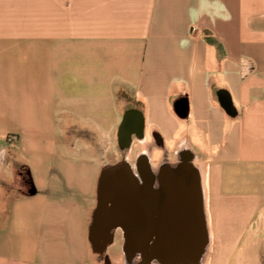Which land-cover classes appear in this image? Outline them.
<instances>
[{
	"label": "crops",
	"instance_id": "obj_1",
	"mask_svg": "<svg viewBox=\"0 0 264 264\" xmlns=\"http://www.w3.org/2000/svg\"><path fill=\"white\" fill-rule=\"evenodd\" d=\"M185 148L203 264H264V0H0V264L126 261L121 229L95 249L103 170Z\"/></svg>",
	"mask_w": 264,
	"mask_h": 264
},
{
	"label": "water",
	"instance_id": "obj_2",
	"mask_svg": "<svg viewBox=\"0 0 264 264\" xmlns=\"http://www.w3.org/2000/svg\"><path fill=\"white\" fill-rule=\"evenodd\" d=\"M220 99L227 113L233 114L230 97L222 93ZM131 114L133 111L126 113L118 134L123 150L130 147L133 136L143 138L144 120L131 123ZM135 170L147 179L151 177L145 157L139 158ZM158 180L170 191V196L157 213L159 191L149 182L140 185L127 162L103 170L94 228L98 253L103 254L114 237L112 232L121 229L125 238L124 251L129 257L140 254L146 260L151 256L162 264L197 263L200 260L208 237L199 180H193L189 185L178 184L171 170L163 167L159 168Z\"/></svg>",
	"mask_w": 264,
	"mask_h": 264
},
{
	"label": "bare ground",
	"instance_id": "obj_3",
	"mask_svg": "<svg viewBox=\"0 0 264 264\" xmlns=\"http://www.w3.org/2000/svg\"><path fill=\"white\" fill-rule=\"evenodd\" d=\"M188 153L191 154L192 151L186 150L185 148L179 153L180 161H178L175 164L166 161L160 167L156 169L147 162V164L150 166L151 177L156 178L160 186L158 189H156L160 193V201H159L160 204H159L158 210H160V207L162 204L167 202L170 196V191H168L158 180L159 168L163 167V168H168L169 170H171L173 175L176 177L178 184L185 183L189 185L193 180H201L202 168L200 165L188 160L185 157ZM128 164L135 171L136 176L140 182V185L143 186L144 184H146L147 179L141 174L136 172L134 165L130 163ZM112 241L113 240H111V242ZM207 250H208V246L206 245L203 249L201 258L197 263H189V262L181 261L176 264H203L202 261H203L204 256L206 255ZM126 264H162V263L158 259L151 257V256H147L146 260H144L140 257V254H137L132 257H129L126 254Z\"/></svg>",
	"mask_w": 264,
	"mask_h": 264
},
{
	"label": "rangeland",
	"instance_id": "obj_4",
	"mask_svg": "<svg viewBox=\"0 0 264 264\" xmlns=\"http://www.w3.org/2000/svg\"><path fill=\"white\" fill-rule=\"evenodd\" d=\"M169 153H171V152H169ZM121 156H122V151L117 148V158H118L117 161H121ZM132 163H135V162L133 161ZM160 164H161L160 158L157 157V156L156 157L154 156L153 161H152L153 167L156 169V168H158L160 166ZM112 250L113 251H116V250H118V247H115ZM207 254H208V250L206 252V255ZM112 264H126V261H122V259H121L120 262H118V263H112Z\"/></svg>",
	"mask_w": 264,
	"mask_h": 264
},
{
	"label": "flooded vegetation",
	"instance_id": "obj_5",
	"mask_svg": "<svg viewBox=\"0 0 264 264\" xmlns=\"http://www.w3.org/2000/svg\"><path fill=\"white\" fill-rule=\"evenodd\" d=\"M170 163H172V162H170ZM173 164H175V163H173ZM147 179V178H146ZM150 183L151 185H152V187L154 188V189H158L160 186H159V183H158V181H157V179L156 178H153V177H149V179H147V183ZM159 209V208H158ZM157 209V213L159 212V210Z\"/></svg>",
	"mask_w": 264,
	"mask_h": 264
},
{
	"label": "built area",
	"instance_id": "obj_6",
	"mask_svg": "<svg viewBox=\"0 0 264 264\" xmlns=\"http://www.w3.org/2000/svg\"><path fill=\"white\" fill-rule=\"evenodd\" d=\"M8 140H9V142L12 143V144H14V143L17 141V139H16L14 136L9 137Z\"/></svg>",
	"mask_w": 264,
	"mask_h": 264
}]
</instances>
